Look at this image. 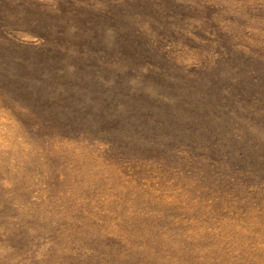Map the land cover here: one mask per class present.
<instances>
[{"label": "rangeland", "instance_id": "374dc122", "mask_svg": "<svg viewBox=\"0 0 264 264\" xmlns=\"http://www.w3.org/2000/svg\"><path fill=\"white\" fill-rule=\"evenodd\" d=\"M0 264H264V0H0Z\"/></svg>", "mask_w": 264, "mask_h": 264}]
</instances>
